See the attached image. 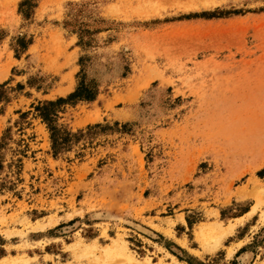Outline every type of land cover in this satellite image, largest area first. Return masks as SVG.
<instances>
[{
	"label": "rangeland",
	"instance_id": "1",
	"mask_svg": "<svg viewBox=\"0 0 264 264\" xmlns=\"http://www.w3.org/2000/svg\"><path fill=\"white\" fill-rule=\"evenodd\" d=\"M0 142V264H264V0H0Z\"/></svg>",
	"mask_w": 264,
	"mask_h": 264
},
{
	"label": "trees",
	"instance_id": "2",
	"mask_svg": "<svg viewBox=\"0 0 264 264\" xmlns=\"http://www.w3.org/2000/svg\"><path fill=\"white\" fill-rule=\"evenodd\" d=\"M81 86L82 87L81 89H79V91L82 93L85 92V94H82L78 91L76 95L81 94L82 97L86 99H92L93 97H95V94L93 92L92 93L89 92L90 90L88 88H85L84 85H81ZM61 101H65V100L60 99L59 102ZM55 105H56V102L54 101H46L45 104L41 108H39V110L41 111L42 117L50 123L51 137L53 140V149L56 152L61 147L60 145H62L65 141H68L69 139H71V137H73V134L70 131L58 129L57 127L51 125L52 124L51 123L52 114H53L51 112V108L54 107ZM0 145H1V142H0Z\"/></svg>",
	"mask_w": 264,
	"mask_h": 264
},
{
	"label": "bare ground",
	"instance_id": "3",
	"mask_svg": "<svg viewBox=\"0 0 264 264\" xmlns=\"http://www.w3.org/2000/svg\"><path fill=\"white\" fill-rule=\"evenodd\" d=\"M210 2V1H209ZM184 7H186V6H184ZM216 223V222H215ZM214 223V224H215ZM208 225H209V227H208ZM208 225H205L204 227H202L200 230H199V232H198V237L202 240V241H207L209 238H211V237H213V239H215L214 238V236H222V234L224 235V234H226V232H225V228H223L221 225H220V227H218V223H217V226H214L213 225V223H212V225L213 226H211V223H209ZM207 226V227H206ZM223 229H222V228ZM229 229V228H228ZM227 232H228V230H227ZM232 232V231H231ZM221 234V235H220ZM220 238V237H219ZM115 242V241H114ZM201 242V241H200ZM210 242H211V240H210ZM113 243V242H112ZM116 244V243H115ZM114 244V245H115ZM81 245V244H80ZM117 245V244H116ZM218 245V244H217ZM91 246H94V245H91ZM112 246V245H111ZM208 246V245H207ZM82 247V246H81ZM91 249V248H90ZM208 251V250H207ZM113 252V251H112ZM131 252V251H130ZM135 257V256H134ZM123 258V257H122ZM137 258V257H136ZM124 259V258H123ZM122 259V260H123ZM127 261H128V264H140V263H138V262H135V260L133 259V257H131V256H127ZM147 260V259H146ZM143 262V261H142ZM149 263V262H148ZM163 263V262H162ZM3 264H7V263H3Z\"/></svg>",
	"mask_w": 264,
	"mask_h": 264
}]
</instances>
